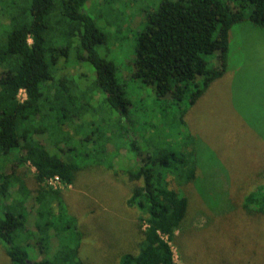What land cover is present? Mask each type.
Segmentation results:
<instances>
[{
	"label": "trees",
	"instance_id": "1",
	"mask_svg": "<svg viewBox=\"0 0 264 264\" xmlns=\"http://www.w3.org/2000/svg\"><path fill=\"white\" fill-rule=\"evenodd\" d=\"M85 3L0 0V152L4 154L0 164V242L12 264H90L79 256L80 232L65 206L62 187L48 185L46 180L57 176L63 186L74 183L81 166L73 152L107 158L104 167L114 175L122 164H116L106 145L110 135L117 133L115 124L105 128L96 149L86 143L87 149L72 151L75 145L69 141L75 132L61 136L64 144L54 139L62 129L55 126L57 116L64 126L80 123L78 129L84 120L98 116L84 105L87 92L75 81V76L85 74L84 63L91 66L90 87L103 92L105 103L119 112L126 104L115 80L114 63L95 47L106 41L107 33L86 11ZM246 17L264 26V0H160L146 13L137 33L133 75L151 84L158 97L184 98L186 106L179 115L182 121L187 106L224 73L229 29ZM214 51L218 64L209 66L203 54ZM20 89L25 92L23 99L18 97ZM189 145L176 149L154 140L141 155L135 140L130 141L125 151L133 152V158L129 154L133 164H125L124 173L133 183L126 204L138 210L139 236L136 248L123 253L117 264H176L170 242L176 231L190 227L186 218L193 194L181 190L200 175L199 162ZM25 163L34 168L32 189L16 172ZM168 176L178 185L171 186ZM257 177L254 188L242 197L241 209L260 215L264 214V172H258ZM31 210L34 218L28 228ZM36 253L42 256L35 258Z\"/></svg>",
	"mask_w": 264,
	"mask_h": 264
},
{
	"label": "rangeland",
	"instance_id": "2",
	"mask_svg": "<svg viewBox=\"0 0 264 264\" xmlns=\"http://www.w3.org/2000/svg\"><path fill=\"white\" fill-rule=\"evenodd\" d=\"M159 1L85 3L86 11L107 33L106 41L95 47L114 63L115 80L126 104L119 112L105 103L103 92L90 87L92 70L84 63L85 74L75 76V81L81 91L87 92L84 105L98 116L84 120L79 129L80 123L64 126L61 117L55 118V126L62 129L54 139L64 144L61 136L75 132L69 141L75 145L72 151L87 149L86 143L96 149L108 125L115 124L117 131L106 145L116 164L122 162L119 174L105 169L107 158L99 160L73 152L72 157L81 167L74 183L62 186L65 206L75 217L80 232L79 256L90 264H117L123 253L136 248L138 210L126 204L133 182L124 173V166L133 164V152L125 151L130 141L135 140L142 155L154 140L163 146L185 149L189 139L192 143L188 149L194 150L200 175L195 183L184 185L181 190L193 194L186 218L190 227L176 231L170 242L175 263L264 264V214L241 209L245 192L254 188L257 173L264 172V26L248 17L231 25L224 73L187 106L181 121L179 115L187 102L184 98L158 97L151 84L133 75L137 33L143 28L146 13L155 9ZM203 56L209 66H217L216 51ZM18 97L23 98V91L18 92ZM57 120L62 123L58 125ZM87 135L90 139L85 140ZM1 155L4 154L0 152V164ZM9 166L7 163V170ZM16 172L23 176L27 187H35L34 168L29 163ZM168 181L171 186L178 185L171 176ZM31 203L30 197L26 204L30 207ZM33 218L31 210L28 228ZM25 248L29 251L26 245ZM34 256L39 258L42 254ZM0 264H12L1 242Z\"/></svg>",
	"mask_w": 264,
	"mask_h": 264
},
{
	"label": "built area",
	"instance_id": "3",
	"mask_svg": "<svg viewBox=\"0 0 264 264\" xmlns=\"http://www.w3.org/2000/svg\"><path fill=\"white\" fill-rule=\"evenodd\" d=\"M20 91H23V98L25 97V92H24V90L23 89H20L19 90V92ZM23 98H21V99H23ZM46 183L48 184V185H51V186H54V187H62L63 186V184L60 182V180H59V178L57 177V176H54V177H51V178H48L47 180H46Z\"/></svg>",
	"mask_w": 264,
	"mask_h": 264
}]
</instances>
